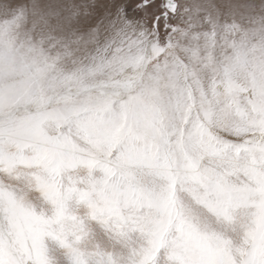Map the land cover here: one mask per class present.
Masks as SVG:
<instances>
[{
	"label": "snow or ice",
	"instance_id": "snow-or-ice-1",
	"mask_svg": "<svg viewBox=\"0 0 264 264\" xmlns=\"http://www.w3.org/2000/svg\"><path fill=\"white\" fill-rule=\"evenodd\" d=\"M29 2L0 0V264H264V0H75L21 42Z\"/></svg>",
	"mask_w": 264,
	"mask_h": 264
},
{
	"label": "clouds",
	"instance_id": "clouds-1",
	"mask_svg": "<svg viewBox=\"0 0 264 264\" xmlns=\"http://www.w3.org/2000/svg\"><path fill=\"white\" fill-rule=\"evenodd\" d=\"M74 3L75 0H30L28 5L30 15L27 21L30 27L16 32V37L21 42H25V37L28 36L34 29L44 28L46 21L51 24L57 19V17L62 14H66L67 10L70 9ZM9 14L7 5H5L4 10L3 12H0V15L7 16ZM103 78L104 77L101 74H98L95 77V80L99 81ZM216 226L221 231H227L232 240L239 241L240 235L238 232L228 229L225 225Z\"/></svg>",
	"mask_w": 264,
	"mask_h": 264
}]
</instances>
